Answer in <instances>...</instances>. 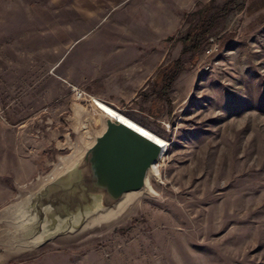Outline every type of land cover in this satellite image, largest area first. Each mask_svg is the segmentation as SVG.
Segmentation results:
<instances>
[{
  "label": "rangeland",
  "instance_id": "1",
  "mask_svg": "<svg viewBox=\"0 0 264 264\" xmlns=\"http://www.w3.org/2000/svg\"><path fill=\"white\" fill-rule=\"evenodd\" d=\"M234 1L207 4L215 13L228 5L227 15L204 50L182 57L167 96L171 118L133 117L144 127L96 100L166 144L160 180L151 181L157 196L142 199L121 226L9 264H264V0ZM69 2L0 0V171L29 177L41 162L36 177L76 138L70 105L90 102L60 71L73 40L66 31L97 23L69 22L83 0L75 10ZM179 47L165 68L180 59ZM8 179L31 182L1 177L12 192L0 189V209L17 198Z\"/></svg>",
  "mask_w": 264,
  "mask_h": 264
},
{
  "label": "water",
  "instance_id": "2",
  "mask_svg": "<svg viewBox=\"0 0 264 264\" xmlns=\"http://www.w3.org/2000/svg\"><path fill=\"white\" fill-rule=\"evenodd\" d=\"M70 111L76 138L62 147L66 154L26 185L8 179L17 198L0 209V264L121 226L142 199L157 196L151 181L160 180L153 171L164 156L159 143L96 100L73 102Z\"/></svg>",
  "mask_w": 264,
  "mask_h": 264
},
{
  "label": "crops",
  "instance_id": "3",
  "mask_svg": "<svg viewBox=\"0 0 264 264\" xmlns=\"http://www.w3.org/2000/svg\"><path fill=\"white\" fill-rule=\"evenodd\" d=\"M79 1L69 2V5L75 10ZM210 1L83 0L81 15L76 13L68 21H94L97 27L76 34V29L69 25L67 37L73 40L65 46L67 57L60 71L66 82L86 97L123 115L131 113L129 118L142 126L140 120L133 117L153 121L171 118L170 104L158 93L162 81L156 83L158 71L177 44H180L178 53L181 55V34L188 30L192 14ZM148 88H151L149 93ZM40 168L41 162H36L29 177L22 171L15 175L7 170L0 171V178L12 176L18 183L26 184ZM0 189H5L4 197L12 192L10 187L1 184Z\"/></svg>",
  "mask_w": 264,
  "mask_h": 264
},
{
  "label": "trees",
  "instance_id": "4",
  "mask_svg": "<svg viewBox=\"0 0 264 264\" xmlns=\"http://www.w3.org/2000/svg\"><path fill=\"white\" fill-rule=\"evenodd\" d=\"M244 1L245 0H243V3ZM211 2H214V0H211L210 3ZM217 8L216 13L212 12V8H208L206 4L192 14L191 21L197 18L198 23L192 26L191 21L189 20L188 22L190 23V26L188 30L181 34L179 41L182 43L183 49L180 59L173 63L171 69L161 67L158 71V76H160V79L162 80L158 93H160V96L166 99L168 103H170L171 100L167 96L173 90L174 83L182 71V57L187 54H195L207 47L211 40L209 34L214 30L215 24L221 19L220 17L227 15L226 12L228 5H224L222 8Z\"/></svg>",
  "mask_w": 264,
  "mask_h": 264
},
{
  "label": "bare ground",
  "instance_id": "5",
  "mask_svg": "<svg viewBox=\"0 0 264 264\" xmlns=\"http://www.w3.org/2000/svg\"><path fill=\"white\" fill-rule=\"evenodd\" d=\"M102 108L106 109V111H108L109 113H112L113 115L119 117L120 119H122L123 121L133 125L134 127H136L137 129H139L140 131H142L143 133H145L147 136H149L152 140L156 141L157 143H159L163 148H164V153L166 151V144L164 142H162L160 139H158L157 137H155L154 135L150 134L149 132L145 131L144 129L140 128L139 126H137L136 124L132 123L131 121L125 119L124 117H121L120 115L116 114L115 112H113L112 110H110L109 108H107L104 105L99 104ZM160 162V161H159ZM158 162V163H159ZM158 163L154 166L153 171H155L156 173H158L157 170V165Z\"/></svg>",
  "mask_w": 264,
  "mask_h": 264
},
{
  "label": "built area",
  "instance_id": "6",
  "mask_svg": "<svg viewBox=\"0 0 264 264\" xmlns=\"http://www.w3.org/2000/svg\"><path fill=\"white\" fill-rule=\"evenodd\" d=\"M75 91H76V95L78 96V99L83 101V102H91V101L96 100V99L91 98V97H86L85 94L79 92L77 89H75Z\"/></svg>",
  "mask_w": 264,
  "mask_h": 264
}]
</instances>
